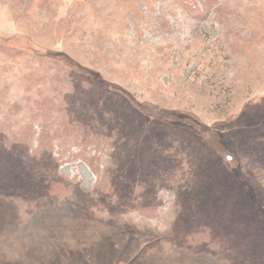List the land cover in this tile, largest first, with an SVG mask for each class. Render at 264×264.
<instances>
[{"label": "rangeland", "instance_id": "374dc122", "mask_svg": "<svg viewBox=\"0 0 264 264\" xmlns=\"http://www.w3.org/2000/svg\"><path fill=\"white\" fill-rule=\"evenodd\" d=\"M0 264H264V0H0Z\"/></svg>", "mask_w": 264, "mask_h": 264}, {"label": "trees", "instance_id": "16d2710c", "mask_svg": "<svg viewBox=\"0 0 264 264\" xmlns=\"http://www.w3.org/2000/svg\"><path fill=\"white\" fill-rule=\"evenodd\" d=\"M46 99H43V101H44V109L47 111L46 113V115H43V114H45V112H41V115L43 116L42 117V123L43 124H46L47 122H48V119L50 118V117H52V114H53V112H52V109H54V107H56L57 106V100H55V99H53L52 98V100L48 103L47 102V100L45 101ZM131 107L133 108V110H135L136 112L138 111L139 112V115H141V116H143L144 118H150V119H152V121L154 120V121H159V120H165V118H159V117H157V116H154V115H150L149 113H146V112H144V111H141V110H138L134 105H131ZM90 113V114H89ZM64 114V113H63ZM89 114V116L90 117H92V116H94V112H88L87 113V115ZM64 117H65V115H64ZM69 118V117H68ZM65 119H63V121H64ZM65 122V121H64ZM96 122H97V120H96ZM95 122V123H96ZM40 124V126L41 125H43V124ZM117 123V122H116ZM67 124V123H66ZM103 125V124H102ZM102 125H100V123H97V126H99V128H101V130L103 131V129H104V131H105V133H102V137H106V127L105 126H102ZM117 126V127H116ZM115 127L116 128H114L115 130H113L112 129V134L111 135H107V137H106V142L107 143H109L110 142V144H112L111 143V141H113L114 143H116L118 140H117V137H118V139H121L118 135H117V133L118 134H120L121 132H122V134H123V131H120V130H122V129H120L119 128V126L118 125H116ZM131 129V126H128V130H130ZM111 130V129H110ZM47 132L45 131H43L40 135H41V137L38 139V142L41 144L42 142H44L46 139H47V137H48V134H46ZM106 145V143L105 142H103V140L101 139L100 140V145L99 146H101V145ZM193 149H194V147H193ZM249 150H251L252 152H255V153H257V152H259V148H250ZM193 152H194V155H197L198 154V151L196 150V149H194L193 150ZM200 155V154H199ZM198 157H200V156H198ZM203 157V156H202ZM216 170H213V174L212 175H209L208 176V178H209V180H208V182H209V184H208V189H207V193H205V195L207 196V198L208 199H210V197L211 198H213L212 199V201H214V199H215V197H217V194H219V195H221V196H223L222 198L223 199H220L221 201H224L225 200V203L224 204H226V203H228V200L230 199V198H235V196L236 197H238L239 196V194H243V193H239V191L237 190V189H235V187H236V185L235 184H232L231 185V187L233 188H231V189H222V192H219L218 193V191L216 192L215 190H214V192L212 191L213 189H216V187H218V183L217 182H219L221 179L223 180V178H224V180H226V182H227V184L229 185V184H231V182L229 181L230 179H231V177H224V175H219V176H214V172H215ZM211 176V177H210ZM232 180V179H231ZM217 185V186H216ZM231 190V191H230ZM209 193H210V196H209ZM211 193H213V197L211 196ZM209 196V197H208ZM208 199H206V198H202V200H203V202L201 203V204H203L202 205V207H200L201 208V211H204L205 213H210V210L211 209H213L212 207V205L210 204V205H207L208 203H209V201H208ZM198 200H200L199 199V196H198ZM211 200V199H210ZM219 200V202L220 203H222L221 201ZM229 206H230V204H229ZM245 209H246V207H244L243 208V210L245 211Z\"/></svg>", "mask_w": 264, "mask_h": 264}]
</instances>
